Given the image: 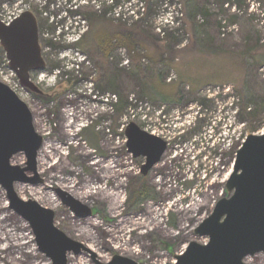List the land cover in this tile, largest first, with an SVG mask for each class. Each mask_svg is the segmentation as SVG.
<instances>
[{
    "label": "rangeland",
    "instance_id": "obj_1",
    "mask_svg": "<svg viewBox=\"0 0 264 264\" xmlns=\"http://www.w3.org/2000/svg\"><path fill=\"white\" fill-rule=\"evenodd\" d=\"M138 1L114 11L109 0H97L98 11L94 0H0L2 21L24 11L35 16L46 65L31 73L38 92L16 93L44 138L36 165L41 181L16 183L14 190L52 210L54 225L86 248L69 253L67 264H110L115 255L171 264L190 242L207 243L194 229L229 196L225 184L241 141L264 127V0ZM132 26L146 48L139 56L155 60L141 59L147 69L141 74L138 56L125 49L108 61L99 53L101 37ZM161 54L167 67L157 62ZM13 80L0 47V82ZM154 84L155 98L147 92ZM108 93L122 108L110 110ZM130 122L167 142L146 176L144 158L126 149ZM11 164L24 168L26 158L18 154ZM142 185L143 200L129 206V194ZM57 190L90 216L78 217ZM25 232L35 240L0 186V264H53L36 243V249L21 243ZM244 261L264 264V254Z\"/></svg>",
    "mask_w": 264,
    "mask_h": 264
},
{
    "label": "water",
    "instance_id": "obj_2",
    "mask_svg": "<svg viewBox=\"0 0 264 264\" xmlns=\"http://www.w3.org/2000/svg\"><path fill=\"white\" fill-rule=\"evenodd\" d=\"M0 47L10 71L20 85L38 92L29 80L30 72L45 70L35 16L22 12L9 24L0 22ZM126 149L134 158H144L142 176L158 164L167 150V142L134 122L127 124ZM44 138L33 125V116L17 94L0 82V186L9 208L28 223L40 252L53 264H67V255L86 250L54 225V212L34 200H22L14 190L16 183L38 180L37 155ZM23 154L25 167L14 166V156ZM25 172H32L33 178ZM228 197L220 199L211 214L195 229L194 235L207 243L190 242L171 264H246V257L264 254V127L260 134H249L235 152L232 172L226 181ZM63 204L78 217L87 218L90 210L70 194L57 190ZM110 264H138L115 255Z\"/></svg>",
    "mask_w": 264,
    "mask_h": 264
},
{
    "label": "trees",
    "instance_id": "obj_3",
    "mask_svg": "<svg viewBox=\"0 0 264 264\" xmlns=\"http://www.w3.org/2000/svg\"><path fill=\"white\" fill-rule=\"evenodd\" d=\"M135 26H132L128 29L125 28H122V29H119L118 32H113V33H109L107 35H104L103 37L100 38V45H99V53L101 55V57L105 60L108 61V59H110L111 57V54L117 49V48H123L127 51L129 57H137V62L136 64H134V68L136 69V71H138L137 73L141 74L143 72H146L147 69H146V66H144L143 63H141V59H145L151 63H154L155 60L153 59L152 56H139L140 53L138 50L140 49H146L145 46L142 44L143 43V38H142V34L140 32H135L136 29L134 28ZM145 40V39H144ZM132 53V54H131ZM131 61H135V60H132L131 58ZM157 62H160L163 64V66L167 67L168 66V63L169 61L167 59H165L162 54L159 56V61ZM151 86V85H150ZM150 89H148V93H149V96L151 97H158L160 94H158L157 92V89L156 88H159V85H152L151 87H149ZM112 91V89H109ZM162 97V96H161ZM118 107H121V99H119L117 101L116 104H114V109L116 110ZM122 108V107H121ZM142 189V190H141ZM145 186L142 185L140 186V192H137L136 189H133L131 191V193L129 194V203L128 205L129 206H133L135 204H138L139 202H141L143 200V195L145 194L146 195V191H145ZM144 191V192H143ZM144 193V194H142ZM131 206V207H132Z\"/></svg>",
    "mask_w": 264,
    "mask_h": 264
},
{
    "label": "built area",
    "instance_id": "obj_4",
    "mask_svg": "<svg viewBox=\"0 0 264 264\" xmlns=\"http://www.w3.org/2000/svg\"><path fill=\"white\" fill-rule=\"evenodd\" d=\"M105 1V0H104ZM136 1V5H138L139 3H140V1H138V0H135ZM94 2H95V4H96V6H97V10L98 11H101L102 10V8H101V6H100V4H99V2H97V0H94ZM145 2V1H144ZM105 3L106 2H104L103 3V7H104V5H105ZM142 3V2H141ZM118 3H117V1L116 2H114V0H109V5L107 6V8H109V7H112V9L115 11V10H117L118 8H119V10L121 11V9L125 6L126 8H129V10L131 9V6H132V4H130V0L129 1H127L126 3H121V4H119V5H117ZM126 4H129V5H127L126 6ZM101 5H102V3H101ZM141 7L143 8L144 6H143V3H142V5H141ZM128 11V10H127ZM25 12V11H24ZM118 13V12H117ZM21 13H19V14H17L16 16H14L13 18H10L8 21H2V20H0V22H2V23H4V24H9L14 18H16L17 16H19ZM120 14V13H119ZM120 16H123V13L121 14V15H118V17H120ZM121 19H122V17H120ZM77 41L79 40V38H81V35H78L77 36ZM5 60H6V58H5ZM7 61V60H6ZM12 72V71H11ZM15 76V75H14ZM13 84L12 85H9V87L15 92V93H17L18 92V90H22L23 88L20 86V84L18 83V81L16 80V82H14V80H13V82H12ZM104 98V95H102V97H101V99H103ZM104 101L107 103V105L109 106V108H110V110H114V104L117 102V98H116V96H115V94H113V93H108V94H106V96H105V99H104ZM114 112V111H113ZM144 119H145V117H144ZM127 126V125H126ZM145 131H147V132H149L148 130H145ZM149 133H151V134H154L155 132H149ZM211 136H214L213 134H211ZM241 143H242V141H241ZM239 146H240V144H239ZM238 146V147H239ZM238 147H237V149H238Z\"/></svg>",
    "mask_w": 264,
    "mask_h": 264
},
{
    "label": "bare ground",
    "instance_id": "obj_5",
    "mask_svg": "<svg viewBox=\"0 0 264 264\" xmlns=\"http://www.w3.org/2000/svg\"><path fill=\"white\" fill-rule=\"evenodd\" d=\"M34 200V199H33ZM30 228V227H29ZM31 230V228H30ZM32 232V230H31ZM19 236L23 239L21 241L22 244L27 245L31 249H36L35 246V240L33 239V236L31 235L30 232H25V233H19ZM30 249V250H31ZM258 255V254H257ZM254 257V256H253ZM247 258V257H246ZM245 262V261H244Z\"/></svg>",
    "mask_w": 264,
    "mask_h": 264
},
{
    "label": "flooded vegetation",
    "instance_id": "obj_6",
    "mask_svg": "<svg viewBox=\"0 0 264 264\" xmlns=\"http://www.w3.org/2000/svg\"><path fill=\"white\" fill-rule=\"evenodd\" d=\"M38 72H40V71H33V72H30V74H29V76L31 77V73H38ZM15 78H16V76H15ZM16 80L18 81V79L16 78ZM29 80L32 82V84L36 87V85L34 84V82L32 81V79L31 78H29ZM18 83H19V81H18ZM20 84V83H19ZM21 86V85H20ZM22 87V86H21ZM23 88V87H22ZM37 88V87H36ZM25 89V88H24ZM38 89V88H37ZM26 90H28V89H26ZM39 91V90H38ZM68 256V255H67ZM68 262V261H67Z\"/></svg>",
    "mask_w": 264,
    "mask_h": 264
}]
</instances>
